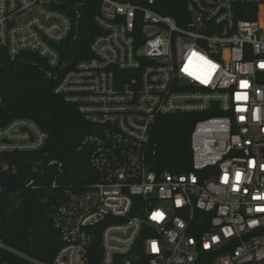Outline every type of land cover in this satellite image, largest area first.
I'll return each instance as SVG.
<instances>
[{
    "label": "built area",
    "instance_id": "2783aa9c",
    "mask_svg": "<svg viewBox=\"0 0 264 264\" xmlns=\"http://www.w3.org/2000/svg\"><path fill=\"white\" fill-rule=\"evenodd\" d=\"M89 2L0 0V73L44 60L55 95L92 128L79 148L91 178L32 163V174L56 171L48 187L26 183L57 194L61 246L48 264H90L94 239L100 264H264V0H186L180 24L156 0H95L87 56L72 46ZM199 113L215 115L191 132L193 170L157 174L146 152L157 119ZM48 139L35 120L13 119L0 125V158L36 155ZM0 172L19 173L6 161ZM6 255L45 264L0 241V264Z\"/></svg>",
    "mask_w": 264,
    "mask_h": 264
},
{
    "label": "trees",
    "instance_id": "16d2710c",
    "mask_svg": "<svg viewBox=\"0 0 264 264\" xmlns=\"http://www.w3.org/2000/svg\"><path fill=\"white\" fill-rule=\"evenodd\" d=\"M155 10L170 16L180 24L186 18V0H156ZM83 9V24L80 37L73 44L74 53L82 51L89 56V46L97 35L94 24L93 7ZM96 8V9H95ZM80 54L78 58L85 57ZM44 60L35 55L28 61H17L4 65L0 73V125L13 119L31 118L48 134L45 148L36 155H11L0 158L16 164L17 175L0 172V241L9 248L37 259L45 264L51 263L61 246L59 234L51 217V202L57 194L49 188L32 190L26 188L29 177L37 184L49 186L55 169L51 173L32 174V163L57 160L64 164L72 183L84 182L91 178L93 171L88 168L89 154L80 150L82 142L92 130L77 109L55 95L56 81L48 78L43 68ZM215 114L165 115L157 119L151 131L147 146V164L157 174L169 171L183 174L193 170L191 132L200 119ZM73 169V172L71 171ZM18 193L16 198L13 194ZM10 264H28L13 255H6Z\"/></svg>",
    "mask_w": 264,
    "mask_h": 264
},
{
    "label": "water",
    "instance_id": "95a60500",
    "mask_svg": "<svg viewBox=\"0 0 264 264\" xmlns=\"http://www.w3.org/2000/svg\"><path fill=\"white\" fill-rule=\"evenodd\" d=\"M19 194H13V198L17 197ZM88 256L90 259V264H100L101 256H100V248L99 243L94 239L93 246L88 252Z\"/></svg>",
    "mask_w": 264,
    "mask_h": 264
},
{
    "label": "rangeland",
    "instance_id": "374dc122",
    "mask_svg": "<svg viewBox=\"0 0 264 264\" xmlns=\"http://www.w3.org/2000/svg\"><path fill=\"white\" fill-rule=\"evenodd\" d=\"M262 11L264 12V9H263ZM261 24H262V27L264 28V13H263V17H262V22H261Z\"/></svg>",
    "mask_w": 264,
    "mask_h": 264
},
{
    "label": "snow or ice",
    "instance_id": "6c2138e0",
    "mask_svg": "<svg viewBox=\"0 0 264 264\" xmlns=\"http://www.w3.org/2000/svg\"><path fill=\"white\" fill-rule=\"evenodd\" d=\"M242 86H245V85L242 84ZM238 176H239V174H238Z\"/></svg>",
    "mask_w": 264,
    "mask_h": 264
}]
</instances>
